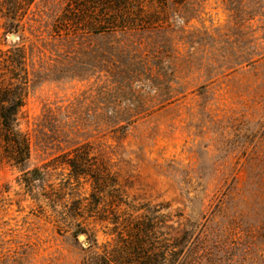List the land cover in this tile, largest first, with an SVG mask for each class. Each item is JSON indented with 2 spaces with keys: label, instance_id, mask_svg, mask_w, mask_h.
<instances>
[{
  "label": "rangeland",
  "instance_id": "obj_1",
  "mask_svg": "<svg viewBox=\"0 0 264 264\" xmlns=\"http://www.w3.org/2000/svg\"><path fill=\"white\" fill-rule=\"evenodd\" d=\"M69 1L0 0L29 149L0 140V264H85L137 227L158 264H264V0L113 1L132 25L56 30Z\"/></svg>",
  "mask_w": 264,
  "mask_h": 264
},
{
  "label": "trees",
  "instance_id": "obj_2",
  "mask_svg": "<svg viewBox=\"0 0 264 264\" xmlns=\"http://www.w3.org/2000/svg\"><path fill=\"white\" fill-rule=\"evenodd\" d=\"M2 1L8 10L11 9L15 13H17V10H21V7L17 6L19 0H1V3ZM27 1L32 0H22V3L25 4ZM113 1L116 8L121 6L117 9H119L118 13L122 14L124 7L128 5V0H70L58 19L55 29L71 27L70 29L74 30L94 32L97 28L108 27V25H114L115 23L119 27L132 25L120 17L105 20L109 18L105 17V7L106 5H112ZM112 19L114 22H111ZM0 55V71L5 73L2 76L0 86V140L5 145L6 156H13L17 160L24 161L29 156V149L15 126L16 115L23 104L25 93V82L19 74L23 71L21 66L22 56L20 54L19 57L15 50L0 52ZM71 167L73 166L71 165ZM138 231L139 228L137 227L136 235L127 234V240L119 242L114 252L111 250L101 254H93L85 264H158L159 259L163 256L154 252V244L149 239L150 232L138 236ZM83 233V230L78 232V234Z\"/></svg>",
  "mask_w": 264,
  "mask_h": 264
},
{
  "label": "water",
  "instance_id": "obj_3",
  "mask_svg": "<svg viewBox=\"0 0 264 264\" xmlns=\"http://www.w3.org/2000/svg\"><path fill=\"white\" fill-rule=\"evenodd\" d=\"M83 236H80V238H82Z\"/></svg>",
  "mask_w": 264,
  "mask_h": 264
}]
</instances>
